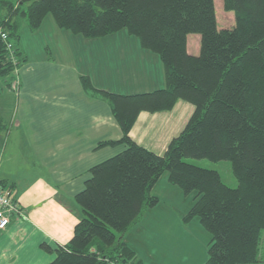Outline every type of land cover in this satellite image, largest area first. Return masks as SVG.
<instances>
[{"label": "trees", "instance_id": "16d2710c", "mask_svg": "<svg viewBox=\"0 0 264 264\" xmlns=\"http://www.w3.org/2000/svg\"><path fill=\"white\" fill-rule=\"evenodd\" d=\"M222 2L234 14L230 28L217 27L214 0H0V76L7 88L24 61L22 25L33 32L48 13L57 27L87 39L126 29L164 69L165 87L132 95L95 88L80 76L86 92L109 102L121 129L119 140L98 145L124 148L89 169L74 195L81 217L48 264H141L124 237L159 202L151 188L164 172L185 195L196 193L183 220L198 217L211 235L205 264H264V0ZM190 33L199 34L196 54L187 50ZM178 99L194 110L163 154L130 138L141 111L169 110ZM189 159L229 161L237 186Z\"/></svg>", "mask_w": 264, "mask_h": 264}, {"label": "crops", "instance_id": "0c3cea01", "mask_svg": "<svg viewBox=\"0 0 264 264\" xmlns=\"http://www.w3.org/2000/svg\"><path fill=\"white\" fill-rule=\"evenodd\" d=\"M79 37L57 27L50 17L33 32L22 26L24 61L16 73L18 90L7 88L0 76V181L5 185L1 189L17 201L20 213L0 231V264H48L53 250L72 237L81 217L74 195L83 189L89 169L124 148L120 143L98 145L119 140L121 129L109 102L86 92L80 76H88L95 88L127 95L165 84L159 78L151 87V67L157 66L159 57L138 48L129 36H121L119 51L108 42L120 34ZM115 56L123 58L124 68L115 64ZM140 63L150 70L144 76L132 69ZM193 110L191 103L178 99L169 110L141 111L129 136L163 154ZM151 194L159 202L127 232L124 243L141 264H205L211 235L198 217L183 220L196 193L185 195L164 172Z\"/></svg>", "mask_w": 264, "mask_h": 264}, {"label": "rangeland", "instance_id": "374dc122", "mask_svg": "<svg viewBox=\"0 0 264 264\" xmlns=\"http://www.w3.org/2000/svg\"><path fill=\"white\" fill-rule=\"evenodd\" d=\"M214 4H215V15H216L217 27L218 28H230V27H232L234 25V14H233V12L224 10L222 0H214ZM46 17H48V18L50 17V18L53 19L52 15L50 13H48L45 16V18ZM22 26H25V24H23ZM25 29L26 28L23 27V30H25ZM23 30H22V32H23ZM63 30H65V29H63ZM65 31H67V30H65ZM115 33L120 34V37L116 38L113 41L111 40L112 42H108L109 47L112 46V47L115 48L116 51H119V46H118L117 42H122L121 41V39H122L121 36L124 35V36H129L128 38H130L132 42H137V44H138L137 47L140 48L139 47L140 46L139 45V41H138L137 37H135L133 35H129L127 33L126 29H121V30H119V31H117ZM27 34H29V33H27ZM109 35H111V34H109ZM24 36H22V38H21L22 41L25 38ZM78 36H80V35H78ZM79 38L85 39L82 36L79 37ZM106 48H107V46H106ZM144 50H146V49H144ZM187 50H188L189 53H192V54L198 53V51H199V34H197V33L188 34V36H187ZM107 52H108V48H107ZM146 52L148 54H153V56H155V58H156V56H158L157 54H155V53H153L151 51L146 50ZM104 54H105V58H106L107 63H110L111 60H109V58L107 56L109 54L106 53L105 50H104ZM115 58H118V60H116L117 63H115V64H119L121 68H124L123 64H122V61H124L123 58H121V61H119V57L115 56ZM156 65H157L156 67H151L154 70V74H153V71H152V76H153V81L152 82L153 83L151 84V87L152 86L154 87V85H156V86L158 85L159 78H160V81L161 80L163 81V79H164L163 65H162V62L159 61V59H157ZM132 69L135 71L137 76L138 75L139 76L140 75L144 76L146 74V70H149V69H146L142 65V63H140V65L136 64V65L132 66ZM149 71H148V75H149V77H151ZM162 86L165 87L164 82H163ZM188 161L193 163V164H195V165H198V166H201V167H204V168H208V169H212V170L217 171L220 174L222 181L226 185H228L230 187H236L237 186V181H236L235 177L233 176V174L231 172V166H230V162L229 161L221 160V161H217V162H212V161L207 160V159H189ZM1 190H4V189H1ZM162 204H163V202H162ZM159 212H161V211L159 210ZM144 214H145V212H144ZM144 214H143V216H144Z\"/></svg>", "mask_w": 264, "mask_h": 264}, {"label": "built area", "instance_id": "2783aa9c", "mask_svg": "<svg viewBox=\"0 0 264 264\" xmlns=\"http://www.w3.org/2000/svg\"><path fill=\"white\" fill-rule=\"evenodd\" d=\"M1 38L6 43L7 50L10 51V59L15 63V56L13 55V45L7 40V35L1 32ZM18 70V69H17ZM17 70L15 71L17 73ZM19 87L18 78L11 82L10 90L16 92ZM20 214L19 207L16 200H14L9 193L0 189V231L4 230L10 222L11 216Z\"/></svg>", "mask_w": 264, "mask_h": 264}]
</instances>
